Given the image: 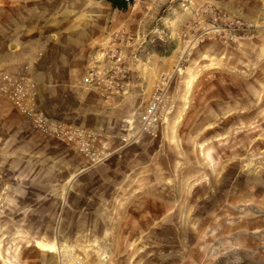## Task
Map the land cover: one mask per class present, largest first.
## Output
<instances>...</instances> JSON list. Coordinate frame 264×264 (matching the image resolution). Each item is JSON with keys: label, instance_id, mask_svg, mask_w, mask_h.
<instances>
[{"label": "rangeland", "instance_id": "1", "mask_svg": "<svg viewBox=\"0 0 264 264\" xmlns=\"http://www.w3.org/2000/svg\"><path fill=\"white\" fill-rule=\"evenodd\" d=\"M128 3L0 0V264H264V0Z\"/></svg>", "mask_w": 264, "mask_h": 264}, {"label": "built area", "instance_id": "2", "mask_svg": "<svg viewBox=\"0 0 264 264\" xmlns=\"http://www.w3.org/2000/svg\"><path fill=\"white\" fill-rule=\"evenodd\" d=\"M129 2V0H127ZM111 70L102 72L96 67L91 68L86 75L84 76V82L86 85L98 88V87H108V81L111 84H115L116 87H121L123 82L119 79H123L124 75L120 74L119 78L113 73H110ZM119 73V72H118ZM121 73V72H120ZM172 76L164 77L159 80L155 85V88L148 100L147 106L141 116V122L137 128V133L133 136L123 135L122 140L126 144H131L135 142L138 136L143 133H154L159 124L164 120L167 115H170L174 111V104L172 95L169 92V86ZM23 108L32 112L33 109L30 105L24 104ZM36 120L40 124L49 125L52 127L58 134V136L63 139V141L72 143L76 148L81 151L96 156V145L101 133L96 130H87L80 127L74 126H63L60 124H49L48 118L44 113H36Z\"/></svg>", "mask_w": 264, "mask_h": 264}, {"label": "trees", "instance_id": "3", "mask_svg": "<svg viewBox=\"0 0 264 264\" xmlns=\"http://www.w3.org/2000/svg\"><path fill=\"white\" fill-rule=\"evenodd\" d=\"M112 9L125 11L128 9L129 3L127 0H108Z\"/></svg>", "mask_w": 264, "mask_h": 264}, {"label": "crops", "instance_id": "4", "mask_svg": "<svg viewBox=\"0 0 264 264\" xmlns=\"http://www.w3.org/2000/svg\"><path fill=\"white\" fill-rule=\"evenodd\" d=\"M110 5H111V4H110ZM79 43H84V41L79 40ZM74 53H75V52H74ZM80 53H83V54H82L83 56L86 55V53H85L84 50H77L76 53H75V55H74L75 58H76L77 56H79ZM84 53H85V55H84Z\"/></svg>", "mask_w": 264, "mask_h": 264}, {"label": "bare ground", "instance_id": "5", "mask_svg": "<svg viewBox=\"0 0 264 264\" xmlns=\"http://www.w3.org/2000/svg\"><path fill=\"white\" fill-rule=\"evenodd\" d=\"M41 243V242H40ZM45 249L55 250L54 245L41 244Z\"/></svg>", "mask_w": 264, "mask_h": 264}]
</instances>
